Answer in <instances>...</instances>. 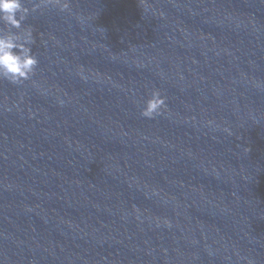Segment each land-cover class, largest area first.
<instances>
[{
  "label": "water",
  "instance_id": "1",
  "mask_svg": "<svg viewBox=\"0 0 264 264\" xmlns=\"http://www.w3.org/2000/svg\"><path fill=\"white\" fill-rule=\"evenodd\" d=\"M29 26L35 76L0 81V264H264V0H69Z\"/></svg>",
  "mask_w": 264,
  "mask_h": 264
},
{
  "label": "clouds",
  "instance_id": "2",
  "mask_svg": "<svg viewBox=\"0 0 264 264\" xmlns=\"http://www.w3.org/2000/svg\"><path fill=\"white\" fill-rule=\"evenodd\" d=\"M69 10V0H40L30 9L24 0H0V81L20 85L32 79L39 67V59L32 51L36 43L34 29L24 27L29 15L43 7ZM15 30V31H14ZM167 111V98L159 90L151 93L141 115L154 119Z\"/></svg>",
  "mask_w": 264,
  "mask_h": 264
}]
</instances>
